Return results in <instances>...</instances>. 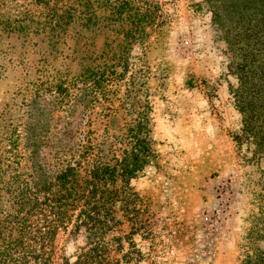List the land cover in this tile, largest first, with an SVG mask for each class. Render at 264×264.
<instances>
[{
	"label": "rangeland",
	"instance_id": "374dc122",
	"mask_svg": "<svg viewBox=\"0 0 264 264\" xmlns=\"http://www.w3.org/2000/svg\"><path fill=\"white\" fill-rule=\"evenodd\" d=\"M120 1L93 4L107 11ZM133 8L140 33L127 46L125 69L120 24L82 37L78 22L52 48L42 6L0 0V220L15 215L18 181L40 175L56 190L70 162L81 161L88 179L95 162L122 160L126 127L149 103L158 157L131 182L134 220L118 203L114 221L94 237L75 233L82 207L70 211L47 250L51 264L74 262L97 244L110 264H264V154L235 140L244 120L235 98L243 53L227 41L209 0H134ZM19 23L33 29L17 35ZM102 62L114 75L94 99L76 80L82 67ZM33 132L42 135L36 149L26 143ZM83 137L93 150L80 158Z\"/></svg>",
	"mask_w": 264,
	"mask_h": 264
},
{
	"label": "trees",
	"instance_id": "16d2710c",
	"mask_svg": "<svg viewBox=\"0 0 264 264\" xmlns=\"http://www.w3.org/2000/svg\"><path fill=\"white\" fill-rule=\"evenodd\" d=\"M34 1L43 7L44 29H49L52 48L56 47L60 36L70 27L76 30L80 25L85 30L81 35L83 37V34L86 36L92 33L91 28L100 26L99 30H102L120 24L125 41L122 42V51L118 48L121 52L117 58L125 63L127 69V46L135 42V34L140 33V26L135 25L133 15L134 0H121L118 8L107 11L95 10L93 2L96 0ZM226 1L227 6L225 1L209 0L215 22L225 29L227 41L235 50L243 53L242 61L236 67L241 85L235 92V98L244 120L242 132L235 140L238 145L246 140L255 145L258 153L264 154V0ZM98 11L102 14L99 15ZM32 29V25L19 23L12 30L17 35H24ZM239 42L251 43L252 50L238 47ZM113 57L116 60V54ZM101 58H107L106 50ZM258 61L260 71L254 75L251 66L253 69ZM95 65L82 67L76 80V84L86 86L89 96H94V99L105 91L110 80L108 74L114 75L110 68H106V63ZM63 92L66 91L60 89L61 95ZM151 113L148 103L127 125L122 136L125 147L123 159L113 164L95 162L88 179H84L80 173L81 161H74L58 176L56 190H53V184H49L40 175L29 182L18 181L20 185L16 192L20 195L14 197L15 215L0 220V264H51L53 251L47 250L52 247L58 228L67 222L70 211L80 207L82 209L76 221V234L85 229L97 237L114 221L118 203H123L125 214L133 216L131 219L134 220L139 198L131 182L139 178L158 157L152 138ZM41 140L42 135L33 132L27 137L26 143L29 148L36 149ZM92 150L91 140L83 137L75 153L83 158ZM63 264L110 263L104 246L97 244L95 248L78 255L74 262L65 259Z\"/></svg>",
	"mask_w": 264,
	"mask_h": 264
}]
</instances>
